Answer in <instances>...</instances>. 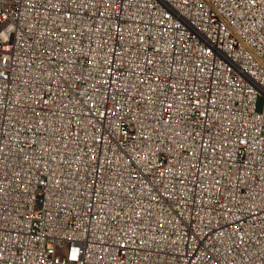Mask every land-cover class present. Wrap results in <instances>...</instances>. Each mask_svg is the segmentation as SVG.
<instances>
[{"label": "built area", "instance_id": "obj_1", "mask_svg": "<svg viewBox=\"0 0 264 264\" xmlns=\"http://www.w3.org/2000/svg\"><path fill=\"white\" fill-rule=\"evenodd\" d=\"M0 264H264V0H0Z\"/></svg>", "mask_w": 264, "mask_h": 264}, {"label": "rangeland", "instance_id": "obj_2", "mask_svg": "<svg viewBox=\"0 0 264 264\" xmlns=\"http://www.w3.org/2000/svg\"><path fill=\"white\" fill-rule=\"evenodd\" d=\"M259 109H260V104H259Z\"/></svg>", "mask_w": 264, "mask_h": 264}]
</instances>
